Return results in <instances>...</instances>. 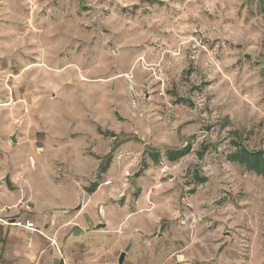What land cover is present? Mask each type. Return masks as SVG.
Segmentation results:
<instances>
[{
    "label": "rangeland",
    "instance_id": "rangeland-1",
    "mask_svg": "<svg viewBox=\"0 0 264 264\" xmlns=\"http://www.w3.org/2000/svg\"><path fill=\"white\" fill-rule=\"evenodd\" d=\"M234 140L264 150V0H0V264H264Z\"/></svg>",
    "mask_w": 264,
    "mask_h": 264
},
{
    "label": "trees",
    "instance_id": "trees-1",
    "mask_svg": "<svg viewBox=\"0 0 264 264\" xmlns=\"http://www.w3.org/2000/svg\"><path fill=\"white\" fill-rule=\"evenodd\" d=\"M234 150L226 155L228 161L237 163L243 166L247 171L253 172L256 175L264 177V150L262 149H249L243 145L238 144L234 140ZM190 151V145L185 144L179 148H167L164 156L169 161H175L183 157ZM152 160H158V154H151ZM197 182L202 183L206 180L205 176H200L197 172L194 174Z\"/></svg>",
    "mask_w": 264,
    "mask_h": 264
},
{
    "label": "built area",
    "instance_id": "built-area-1",
    "mask_svg": "<svg viewBox=\"0 0 264 264\" xmlns=\"http://www.w3.org/2000/svg\"><path fill=\"white\" fill-rule=\"evenodd\" d=\"M108 183V182H106ZM22 210L25 212V214H27L30 210V206L28 204V202L22 203ZM1 221L6 224V225H13L16 227H20L26 230H30V231H37L36 228L34 227V222L33 220L28 216H24L23 219L20 218H12V219H1Z\"/></svg>",
    "mask_w": 264,
    "mask_h": 264
},
{
    "label": "water",
    "instance_id": "water-1",
    "mask_svg": "<svg viewBox=\"0 0 264 264\" xmlns=\"http://www.w3.org/2000/svg\"><path fill=\"white\" fill-rule=\"evenodd\" d=\"M11 141H12L13 143L16 142V139H15L14 136H11ZM100 227H104V224H98V225L95 226V228H100ZM124 254H125L124 252H121V253H120V255H119V257H118V264H123Z\"/></svg>",
    "mask_w": 264,
    "mask_h": 264
}]
</instances>
